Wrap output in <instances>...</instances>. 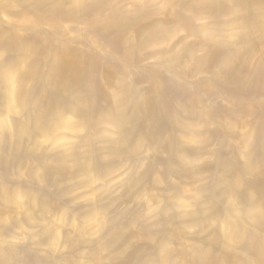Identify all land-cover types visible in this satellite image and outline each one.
Segmentation results:
<instances>
[{
    "label": "rangeland",
    "instance_id": "obj_1",
    "mask_svg": "<svg viewBox=\"0 0 264 264\" xmlns=\"http://www.w3.org/2000/svg\"><path fill=\"white\" fill-rule=\"evenodd\" d=\"M0 264H264V0H0Z\"/></svg>",
    "mask_w": 264,
    "mask_h": 264
}]
</instances>
